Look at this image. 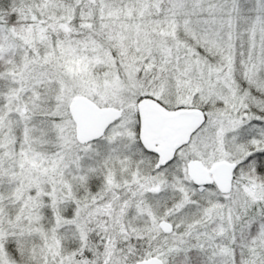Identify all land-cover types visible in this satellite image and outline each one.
Returning <instances> with one entry per match:
<instances>
[{
    "label": "snow or ice",
    "instance_id": "obj_1",
    "mask_svg": "<svg viewBox=\"0 0 264 264\" xmlns=\"http://www.w3.org/2000/svg\"><path fill=\"white\" fill-rule=\"evenodd\" d=\"M0 264H264V0H0Z\"/></svg>",
    "mask_w": 264,
    "mask_h": 264
}]
</instances>
